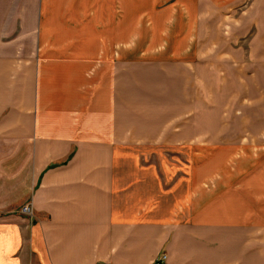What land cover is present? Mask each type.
Wrapping results in <instances>:
<instances>
[{"label":"crops","instance_id":"0c3cea01","mask_svg":"<svg viewBox=\"0 0 264 264\" xmlns=\"http://www.w3.org/2000/svg\"><path fill=\"white\" fill-rule=\"evenodd\" d=\"M133 2L36 0L0 41V264H264V136L201 133L198 0L143 41Z\"/></svg>","mask_w":264,"mask_h":264},{"label":"rangeland","instance_id":"374dc122","mask_svg":"<svg viewBox=\"0 0 264 264\" xmlns=\"http://www.w3.org/2000/svg\"><path fill=\"white\" fill-rule=\"evenodd\" d=\"M34 2L0 0V41L17 33L22 37V32L27 37L30 32L21 28L31 25ZM156 2L153 11L174 6L178 12L191 5V0H134L130 7L136 13L137 41L145 38L147 8ZM198 5L200 22L195 44L200 47L196 63L201 133L211 134V147L224 148L230 160L231 153L254 150L264 136V0H243L229 6L223 3L215 8L210 0H198ZM231 163L239 164V160Z\"/></svg>","mask_w":264,"mask_h":264},{"label":"built area","instance_id":"2783aa9c","mask_svg":"<svg viewBox=\"0 0 264 264\" xmlns=\"http://www.w3.org/2000/svg\"><path fill=\"white\" fill-rule=\"evenodd\" d=\"M22 211L25 213L30 212V208L28 206H24L22 208ZM166 255L164 253L160 254L154 261V264H162V262L165 260Z\"/></svg>","mask_w":264,"mask_h":264}]
</instances>
